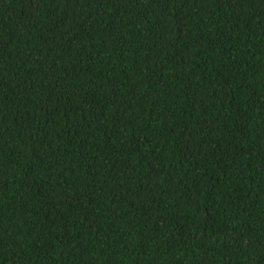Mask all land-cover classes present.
I'll return each mask as SVG.
<instances>
[{"label": "trees", "instance_id": "obj_1", "mask_svg": "<svg viewBox=\"0 0 264 264\" xmlns=\"http://www.w3.org/2000/svg\"><path fill=\"white\" fill-rule=\"evenodd\" d=\"M0 264H264V0H0Z\"/></svg>", "mask_w": 264, "mask_h": 264}]
</instances>
